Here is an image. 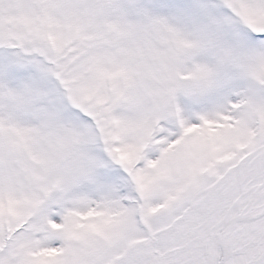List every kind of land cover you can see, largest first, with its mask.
<instances>
[{
  "label": "snow or ice",
  "instance_id": "6c2138e0",
  "mask_svg": "<svg viewBox=\"0 0 264 264\" xmlns=\"http://www.w3.org/2000/svg\"><path fill=\"white\" fill-rule=\"evenodd\" d=\"M0 264H264V0H0Z\"/></svg>",
  "mask_w": 264,
  "mask_h": 264
}]
</instances>
